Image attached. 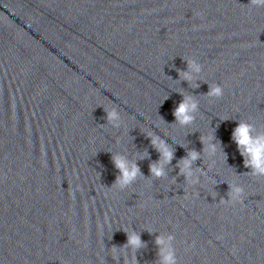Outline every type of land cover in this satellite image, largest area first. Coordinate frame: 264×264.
<instances>
[{
	"label": "water",
	"instance_id": "water-1",
	"mask_svg": "<svg viewBox=\"0 0 264 264\" xmlns=\"http://www.w3.org/2000/svg\"><path fill=\"white\" fill-rule=\"evenodd\" d=\"M249 3L0 0V264H37L161 181L148 135L175 150L169 175L201 137L264 115V7ZM180 93L199 103L189 127L171 125ZM144 152L145 178L113 187L112 154Z\"/></svg>",
	"mask_w": 264,
	"mask_h": 264
},
{
	"label": "clouds",
	"instance_id": "clouds-1",
	"mask_svg": "<svg viewBox=\"0 0 264 264\" xmlns=\"http://www.w3.org/2000/svg\"><path fill=\"white\" fill-rule=\"evenodd\" d=\"M249 6L264 7V0H250ZM185 62L187 64V70L177 69V72L179 73L181 81H186L192 85L195 75L202 72L203 66L195 59H190ZM195 87H199L198 82H196ZM180 94L183 96V99L173 111L175 123L171 125L189 127L196 120L197 113L199 112V103L193 95ZM222 95L223 87L218 84H210L209 91L204 94V96L214 98H221ZM104 111L106 113L107 123L119 128L121 117L118 111L116 109H112L111 111L104 109ZM161 119L163 120V117H161ZM147 138L150 139L152 146L160 154L159 160L149 165L151 178H166L168 176L167 169L172 165V161L175 159V150L171 148L165 139L155 133L148 135ZM232 140L237 145L240 155L244 158V167L250 169V171L245 174L264 178V133L257 131L256 124L251 120L239 119L238 126L235 127L232 132ZM201 143L204 145L202 152L195 149L188 150L187 155L176 164V167L179 169V175L184 177L185 180H190L194 183L199 181V177L195 176V174L202 171L201 167H196V162L203 160L202 157L205 153L213 157L217 153L219 146V149L227 159V154L223 151L222 142L217 141L215 137V130L214 134L208 137L207 140L201 137ZM144 153L145 155H140L139 159L134 161L129 160V158L122 153L112 154V163L118 170V175L112 185L113 187L118 186L121 190H124L132 186L138 178H145L138 164L139 160L150 159L148 153ZM194 176L195 180H193ZM228 186V198L235 200L243 196L244 189L242 186ZM221 202H223V200ZM125 233L127 235V243L123 245V247L113 246L111 250H132L133 255L131 264H139L135 253L145 249L147 245L142 240L141 234L136 230L133 229L131 232L125 231ZM155 244L158 248V264H179L177 249L175 247V235L169 234L167 236H162L158 234L155 237ZM116 259L118 260L119 257Z\"/></svg>",
	"mask_w": 264,
	"mask_h": 264
}]
</instances>
